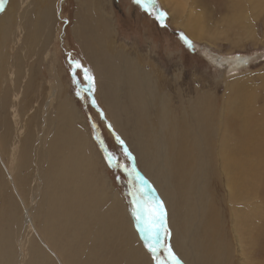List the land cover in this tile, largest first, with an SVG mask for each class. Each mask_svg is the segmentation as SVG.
Wrapping results in <instances>:
<instances>
[{
    "label": "rangeland",
    "instance_id": "rangeland-1",
    "mask_svg": "<svg viewBox=\"0 0 264 264\" xmlns=\"http://www.w3.org/2000/svg\"><path fill=\"white\" fill-rule=\"evenodd\" d=\"M94 1L50 0L53 15L51 19H41L38 28L32 26L31 20L36 15L41 18L40 4L42 2L44 5L49 0H4L3 9L0 10L1 20L13 2L17 11L15 21L21 16V21L8 27L5 35L2 33L4 29L0 31V134L6 127L13 130L9 143L3 149V155H11L13 161L16 160L15 152L21 145L22 137L28 134L30 139L28 146L31 157L25 202L31 212V224L23 229L26 242L23 249L29 248L28 243L35 246L39 243L40 235L35 232L38 218L33 209L42 198L44 183L43 174L35 175L37 151L42 149L40 144L42 147L46 145L51 119H55L59 107L63 109L66 103L76 110L75 124L84 127L96 156L98 171L101 172L98 178L84 167L79 179L88 183V188L84 194L80 193V200L86 194L94 197L100 193L107 204L102 211L100 209L101 223L106 226L110 214L115 213L108 209L107 193H116L125 204L123 214H128L124 217L129 229L143 245L147 259L151 260L148 264H155V261L138 230L129 192L137 187L149 186L164 204L167 228L171 233L166 242L171 245L181 264H203L195 254L196 249H201L202 226L199 218L194 219V216L202 214L201 208L208 205L220 215L230 263L258 264L260 257L257 253L260 248L259 245L254 246L253 242L259 228L264 225V192L256 188L244 198L246 201H235L229 188V162L224 160L218 146V136L223 133L224 127L214 128L213 141L202 155L203 169L190 179L174 180L173 172L165 164H156V169L164 172L180 205L184 224L177 229V211L172 209L169 212V201L160 196L157 185L142 167L132 141L126 140L120 133L126 125L122 126L111 114L109 103L105 101L104 88L108 86L106 80H109L106 56L109 58L110 54L118 52L138 59L142 69L153 73L156 86L165 91L175 114L179 115L185 106V116L190 119V106L202 92H211L220 111L227 98L232 102L237 101L239 105L245 94L246 101L251 103L245 101L246 107L249 105V108L252 106L253 109L261 110V115L255 120V127L264 128V0H188L182 12L184 16L181 14L183 19L186 18L184 27L182 22L171 19V13L165 6L177 0H155V7L149 9L137 4L135 0ZM95 6L103 12L97 15L109 19L111 42L108 46L103 42L90 46L86 39L87 34L82 25L96 9ZM161 12L166 15L157 19ZM196 12L203 13L206 19L202 26V37L194 38L187 26L193 21L191 17ZM73 61H79L90 70L95 78L94 92L86 90V81L80 68H76L73 75ZM232 87L233 90L235 87L237 97L234 96L236 92L233 94L231 91ZM122 89L125 91L124 87ZM78 92L80 95H77ZM4 94L8 97L7 104L2 101ZM93 99L95 104L92 103ZM150 123L155 131L157 121L151 119ZM129 128L132 129L130 124ZM153 133L151 128H147L145 136L152 138ZM42 136H45L43 140L40 139ZM145 141L149 144L151 140ZM13 142H16V147ZM137 175L147 184L141 183ZM6 187L12 191L10 183ZM190 206L197 210H192ZM249 206L254 207L249 211L255 212L250 224L246 219L243 222L235 219V209L244 208L245 211ZM21 213H24L22 209ZM79 219H83V224L78 222L77 232L81 238L86 239L89 233L86 226L93 229L96 224L84 216ZM21 224V221L17 222L18 233L23 228ZM83 226L85 229L81 228ZM3 227H7V219L0 215V230ZM183 228L185 238L181 233ZM102 238H106L103 233ZM118 239L115 236L109 240L117 243ZM182 243H185V249L180 250L178 244L181 246ZM216 245L219 243L213 247ZM116 251L120 252L118 249ZM187 251H191V254H185ZM160 255L163 256V252ZM187 256L190 257L185 259Z\"/></svg>",
    "mask_w": 264,
    "mask_h": 264
},
{
    "label": "bare ground",
    "instance_id": "bare-ground-1",
    "mask_svg": "<svg viewBox=\"0 0 264 264\" xmlns=\"http://www.w3.org/2000/svg\"><path fill=\"white\" fill-rule=\"evenodd\" d=\"M187 1L177 0L170 6L165 5L171 13V19L182 22L183 27L186 18L183 19L181 14L185 10ZM49 5L50 0L44 5L41 2L39 7V11L42 9L41 18H38V15L32 17V26L38 28L41 19H51L53 9ZM15 9V4L12 2L2 15L0 31L4 29L2 32L4 35L8 27L21 19L19 16L15 21L17 15ZM99 12L103 13L96 7L82 26L89 45L103 42L108 46L111 42L109 19L102 17L104 15H97ZM203 13H194L191 17L193 21L187 26V30L194 38L202 37V26L206 19ZM1 48L0 44V58ZM219 59L223 58L219 57ZM105 64L109 68V80H106L108 86L104 88L105 101L109 103L111 114L122 126L126 125L120 133L126 137V140L132 141L142 167L157 185L160 196L169 201V212L172 209L177 211L175 215L178 219L177 229L184 224L180 215V205L164 172L157 170L156 164L158 162L165 164L173 172L174 180L185 181L193 174H198L203 169L202 155L208 151L213 141L215 127H224L223 133L218 136V146L223 152L224 160L229 162V188L235 201H246L244 198L256 188L264 192V128L255 127V120L261 115V110L256 107L253 109L252 106L249 108V105L247 108L245 94L239 105L236 104L237 101L232 102L227 98L220 111L221 108L211 92L199 93L190 106L192 112L189 119L185 116V106L179 115L174 113L165 91L156 86L152 72L139 66L138 59L116 52L114 55L110 54L109 58L108 55L106 56ZM165 79L168 80L167 77ZM234 90L232 87L231 91L233 94L236 92L234 96L237 97V91ZM5 95L2 96V101L7 104L8 97ZM246 102L251 104L250 101ZM151 109L153 112H150ZM58 110L60 111L55 119H51L46 145L42 147L40 144L42 149H38L36 155L38 159L35 164L37 171L35 175L43 174L44 183H42L44 186L42 198L36 202L33 209L38 218L35 232L37 231L40 236L39 243L36 246L28 243L29 248L26 250L23 249V244L26 243L23 229L31 224V212L25 202L29 175L27 170L31 157L28 146L30 139L28 134L22 137L21 145L15 152L16 160L13 161L11 155H3L4 146L9 143L13 130L6 127L0 134V199L2 201L0 215H4L7 219V227L0 230V264L150 263L151 260L147 259L143 245L129 229L124 217L127 213L123 214L126 210L125 204L120 201L116 193L113 192V195L107 193L108 209L115 213L110 214L106 226L101 223L100 209L102 211L107 204L100 193L92 196L93 198L86 194L85 198L82 196L80 200V193L84 194L88 188V183H83L82 178L79 179L84 167L98 178V173L101 172L98 171L96 156L84 127L75 124L77 113L74 107L65 103V107L63 109L59 107ZM151 119L157 121L155 131L150 123ZM129 124L132 129L129 128ZM147 128H151L154 132L152 138L145 136ZM43 138L45 136L40 139ZM146 139L151 140L149 144L146 143ZM13 144L16 147V142ZM7 183H10L12 191L7 189ZM191 208L197 210L195 207ZM250 208L252 206L246 207L245 211L244 208L235 209L233 213L235 219L242 222L246 219L250 224L255 215V212L249 211ZM21 209L24 213H21ZM201 212L202 214L194 216V219L199 218L202 226L201 249H196V256L203 264H231L220 215L210 205L202 207ZM81 216L96 224V228L93 229L86 226V230L89 231L86 239L81 238L77 232L78 222L83 224V219H79ZM19 221L22 222L23 228L18 233L16 231L19 229L17 228ZM81 228L85 229V226ZM102 233L107 239L102 238ZM181 233L185 238V228ZM115 236L119 237L117 243L109 240ZM217 242L219 245L213 247ZM253 243L260 248L257 253L260 257L258 264H264V225L259 228ZM178 247L180 250L185 249V243L181 246L178 244ZM116 249L120 252H115ZM185 254L190 255L191 251Z\"/></svg>",
    "mask_w": 264,
    "mask_h": 264
},
{
    "label": "snow or ice",
    "instance_id": "snow-or-ice-1",
    "mask_svg": "<svg viewBox=\"0 0 264 264\" xmlns=\"http://www.w3.org/2000/svg\"><path fill=\"white\" fill-rule=\"evenodd\" d=\"M135 2L145 9L155 7V0H135ZM3 4L4 0H0V10L3 9ZM165 15V13L161 12L158 14L157 19H162ZM186 43L190 44L187 40ZM72 64L73 75L75 76V69L80 68L86 81V90L94 92L95 78L90 70L84 68L79 61H73ZM77 95H80V93L78 92ZM92 103H96L95 99L92 100ZM137 179L141 183L147 184V181H143L138 175ZM129 195L132 197L133 216L136 219L138 230L155 264H181L171 245L166 242L171 235L167 228V214L163 202L154 195V189L150 186L148 188L137 187L135 190L130 191ZM161 252H163V256L160 255Z\"/></svg>",
    "mask_w": 264,
    "mask_h": 264
}]
</instances>
